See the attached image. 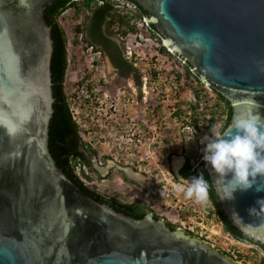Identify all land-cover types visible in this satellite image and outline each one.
Listing matches in <instances>:
<instances>
[{"label": "water", "instance_id": "water-1", "mask_svg": "<svg viewBox=\"0 0 264 264\" xmlns=\"http://www.w3.org/2000/svg\"><path fill=\"white\" fill-rule=\"evenodd\" d=\"M51 1L0 0V264H243L151 214L116 211L57 167L48 147L53 40L43 15ZM133 1L229 101L221 133L241 112L264 118V0ZM203 168L229 223L264 245V177L233 189L231 174L223 180L206 162Z\"/></svg>", "mask_w": 264, "mask_h": 264}, {"label": "rangeland", "instance_id": "rangeland-1", "mask_svg": "<svg viewBox=\"0 0 264 264\" xmlns=\"http://www.w3.org/2000/svg\"><path fill=\"white\" fill-rule=\"evenodd\" d=\"M83 14V8L81 10H78V8L77 10L69 9L59 18H61L60 26L64 30L66 42L70 41L68 51L70 61L67 63L65 72V84H63L64 93L69 103L72 104L74 99L75 106L79 108V115L85 116L87 112L88 114H93L94 119L85 117L80 121V132L90 146L96 147L98 154L101 155L99 160L105 163L102 166L101 164L95 166L102 174H104L107 169H109L110 173L106 176H99L95 171H90V178L94 181V184L90 186L97 189L100 193H106V191L109 193H116L115 195H119L122 199H125L123 195H127V190L129 191L130 187L127 185V182L121 181L119 169L110 167V165L112 164L111 162L120 165H125L126 163L132 164V159L136 158V166L138 167V164H142L145 166L144 169H146V175L138 173V175L142 177V181H144V177L147 178L151 176L152 178H158L163 185L160 191L163 196L159 198L141 193L140 188L136 187V195L148 201V203L152 205V209H154L160 217H164L170 223L176 225H181L180 223H182V225L186 227H191L189 231L192 236L205 241L222 253H229L230 257L234 260L238 255H241L242 258H240L239 262L243 264H260L259 254L251 252L245 247L233 244L229 237H227L220 220L216 217L209 202L206 204H198L192 199L185 198L183 193L177 191V188L182 182L180 181L181 183H178L171 178L164 169L167 167L168 162L173 163V166H175L180 158H182L179 155V153H181L179 147L183 137L186 138V146L189 148L190 143L195 140L200 143V147L204 150L206 147L204 137H211L212 135L211 131L206 132L203 128H184L187 122L191 123L192 121V117L189 116L191 112L189 111L187 113V101H190L193 97L191 87L188 85L191 79L181 80V85L183 87H176L174 83L171 84V81L174 82V76L171 75L172 73H169L171 68L176 67L174 57L166 59L164 56L157 55L151 58L155 53L152 48L145 46L140 49L138 47L136 48L134 42L126 43L130 46H134V50L141 54L138 59H131V67L137 69L142 79L141 90L138 92L137 83L136 89L134 85L133 71L125 72L121 75L123 77H118L113 74V70L109 68L106 59H103L99 54H94V50H90L89 45L85 46V42L82 38L79 39L77 32L79 31ZM116 28L117 24L115 23L113 29ZM123 31L125 33L124 29ZM115 33H117V31H115ZM115 36L116 38L118 37L117 35ZM128 39L131 40L129 37ZM162 51L163 50H161V52ZM161 52L160 54H162ZM134 56L136 57V54ZM154 66L159 67V74L156 75V78L152 76ZM75 79L78 82H86V80L90 79L89 82L95 84L93 88L95 89L97 101L100 103L98 111L97 108L95 111H91V109L88 111V109H86V102L79 96L81 95L80 88H75ZM129 83H131L132 86H129ZM203 87L209 89L206 85H203ZM135 91L136 96L134 94ZM69 97H72V99L69 100ZM104 100L106 104L108 103L106 107L103 106ZM111 103H113L116 110H113V107L110 106ZM106 111L114 117V122L111 121V118L107 120L104 119L103 114L106 113ZM177 111L178 113L176 114ZM125 114L133 116L134 119H136V124L133 125L131 119L128 120V123H124V119L122 120L120 115L123 116ZM134 127L136 128V133H143L146 135L147 142H150L151 147H154L153 153H150L149 156L146 154V149L142 145H140L139 150L135 153H132V145H129L130 149L119 150L112 148L113 145L117 147L119 145L122 147L123 145L122 143H117L121 141L114 139V135L117 133L119 134L120 131H129L131 129V131H134ZM221 127L222 120H219L212 129L221 132ZM116 130L118 132L113 135ZM193 130L194 137L192 136ZM176 143L179 144L176 146ZM110 148L112 149L108 153L112 155L114 160L110 158L109 161L106 159V154H103V151L107 152ZM168 148L174 149L172 151L173 155L165 159L166 153L169 151ZM203 152L204 151H201V153ZM181 155L183 156V154ZM159 156L162 162H158ZM102 157H104V159ZM147 158L150 160H146ZM152 158H154L158 162L157 164L160 168L163 169L159 176L157 175L158 169L153 171L151 167H148V161H151ZM76 171L78 174L80 173L79 170ZM162 172L166 174H162ZM112 186L116 187V191H111ZM131 189H135V187ZM156 199L157 201H155ZM175 209L179 211V215L176 214Z\"/></svg>", "mask_w": 264, "mask_h": 264}, {"label": "trees", "instance_id": "trees-1", "mask_svg": "<svg viewBox=\"0 0 264 264\" xmlns=\"http://www.w3.org/2000/svg\"><path fill=\"white\" fill-rule=\"evenodd\" d=\"M92 3V0H82L80 6L76 5L78 10H81L82 7H88ZM136 3V2H135ZM70 4H76V1L71 0H53L50 3L46 4L44 7V17L51 27V38L53 40V52L50 62L51 70V87L52 95L54 97L53 102V113L49 121V131H48V146L49 150L56 160L57 165L62 168L63 172L73 181L88 196L94 198L99 202H106L112 206L115 210L124 212L125 214L131 215L136 218H141L149 209L145 206L137 207L135 204H124L114 199L106 198L103 194H100L94 188H90L85 185L75 173L74 169L67 167V159L64 157L66 154L73 155V148L76 146V137L72 136L74 134L75 128L73 120L71 119V114L69 110V105L66 99L63 88V80L65 77L66 70V36L63 28L57 21L60 13L67 8ZM137 4V3H136ZM139 6V5H138ZM141 14L147 15L141 6H139ZM95 26L99 27L105 18H108V26L118 23L119 25H124L125 18L117 15L112 12L110 6L99 7L94 11ZM152 29L156 32V28L152 25ZM131 30H134L132 27ZM163 50V49H161ZM126 72L129 70L130 66L125 64ZM190 64L187 62L185 67V79L190 80V77L193 76L197 80L195 85H191V90L193 97L190 101H187V113L190 111V117H192L191 125L198 128H203L206 132H210L211 129L216 125L219 120H222L223 128L228 124L231 116V107L229 101L225 99L222 95L216 92L214 89H205L200 83L199 77L194 72L190 71ZM124 70V71H125ZM174 84L176 87H183L181 85V75L174 71ZM194 74V75H193ZM193 79V80H195ZM193 84V81L190 82ZM179 105V104H177ZM178 111L176 112V114ZM64 157L61 161L60 158ZM72 157V156H71ZM60 161V162H59ZM205 161L202 160L198 167L192 172L189 161H187L182 168V177L187 178L191 175L196 177L203 175L204 179L208 182V197L210 199L211 205L214 208V211L219 216V219L224 227V230L229 232L235 238L239 240H247L253 242L251 239L242 234L234 226H232L229 221L224 216L218 198L214 192L212 184L210 182L208 173L204 170L203 165ZM155 218H160L158 215H154ZM168 225L172 226V223L168 222ZM190 233V232H189ZM191 234V233H190ZM264 250V245L256 243ZM230 256L229 253H225ZM241 255H238L237 260H240ZM262 264H264V257L261 259Z\"/></svg>", "mask_w": 264, "mask_h": 264}, {"label": "flooded vegetation", "instance_id": "flooded-vegetation-1", "mask_svg": "<svg viewBox=\"0 0 264 264\" xmlns=\"http://www.w3.org/2000/svg\"><path fill=\"white\" fill-rule=\"evenodd\" d=\"M81 1L82 0L76 1V4H70L69 6H67V8L64 9L60 13V15L58 16V18H57L58 23L59 24L61 23L60 22L61 18H59V17L62 16V13L65 10H67V9H73V10L76 9L77 10V6L76 5L80 6ZM102 1H103L102 4H96V0H92V3H91L90 6L82 7L84 9V14H83V18H82V20L80 22V27H79V31L78 32L81 31V37L84 40L86 45L92 46V49L94 50V52H98L99 55L102 56L103 59H106L108 61L109 68H111L113 70V74L117 75L118 77H123L121 75L126 72L125 64H128L130 66V68H129V70L127 72H132V71L134 72V85H135V89H136V83H137V85H138L137 89H138V92H139L141 90V85H142V79L140 77V73L137 71V69H133V67H131L132 66L131 65L132 64V60L127 58L126 50L124 49V46L122 45L123 44L122 41L119 40L118 37L116 38V36H115V35L119 36V35L124 33V31H123V29L125 30L124 25H119L118 23H116L117 24V28L113 29L115 24H112V25L108 26V18H105L103 20L102 24L99 27L95 26L96 25L95 24V19L93 17L94 16V11L97 8H99V7L103 8V7L109 6L107 0H102ZM130 1H132V0H130ZM133 2H135V1H133ZM138 5L139 4L137 3V6ZM112 12L116 13L115 10H112ZM43 15H44V10H43ZM115 31H117V33H115ZM50 35H51V27H50ZM66 44H67V42H66ZM94 85L95 84L92 83V84L88 85V87H89V90H90V93H91V97H92V99H94L93 104H96V105H94L93 108H97L100 105V103H98V101H97V98H96V95H95V91H94L95 89L93 88ZM129 86H132V84L129 83ZM134 94L136 96V91L134 92ZM111 101H113V100H111ZM107 105H108V103L106 104V102L104 100L103 106L106 107ZM52 106H53V104H52ZM110 106L113 107V110H116L114 108L113 103H111ZM96 115H99V114H96ZM103 116H104L105 120H107L108 118H111V121H113V122L115 121V119H113L114 117L111 116L108 111H106V113H104ZM121 117H122V120L123 119L126 120V121L123 120L124 123H128V120L131 119L132 122L134 124H136V119H134V117L131 116L130 114H125L123 116L120 115V118ZM71 119L73 120L74 128H75L74 134L72 136L76 137V143L77 144H76L75 148H73L74 149V151H72L73 155L66 154V156H64L67 159V162H66L67 163V167L68 168L72 167L74 169L75 173H77L76 170H79L80 171L79 174L82 175V177H84V179L89 181V184H87V186H89L90 188H93L90 185L94 184V181H93V179L90 178L89 172L90 171H95L97 173V175H99V176H106V175L110 174L109 173V169H107L104 172V174H102L98 170V168L95 165H97V164L100 165L101 164V166H102L105 163H102V161L99 160L98 150L96 149V147L95 146L94 147L90 146V144H88L87 141L84 139V137L81 135L80 128H79L76 120L72 117V115H71ZM88 119H90V117H88ZM93 119H94V117H93ZM192 136L194 137V134H192ZM196 138H197V136H196ZM185 140H186V138L183 137V139L181 141V145L179 147L180 151H181V153H179V155L182 158H180L178 163L175 166H173V163L168 162L167 167L166 166H162V167H166V168H164L166 170V173L168 175H170L171 178L176 180L178 183L182 182L180 180L181 178H183L181 170H182V168L184 167V165H185V163L187 161H189V163H190L192 172L199 165V164H197L196 166L194 165V158H195V154L197 152V148H198V143L199 142L194 140L193 142L190 143V148H189L188 146H186ZM171 144H172V142H171ZM177 144H179V143H176V146H177ZM168 150L169 151L166 153L165 159H168V158L171 157V155H173L172 151L174 149L168 148ZM188 150H190V151H188ZM49 152H50V150H49ZM103 152H104L103 154H106L105 156H106L107 160L110 161V158L113 159L112 155H110L108 153V151L107 152L103 151ZM132 153H135V152H132ZM50 154H51V152H50ZM181 154H183V156ZM51 156H52V154H51ZM64 157L60 158V160L62 161L64 159ZM102 158L104 159V157H102ZM53 159H54V157H53ZM132 160H133L132 164L126 163L125 165H120L118 163L111 162L112 164L110 165V167H113V168L116 167L117 169H119V171L121 173L120 174L121 175V179H122L121 181L127 182V185L130 187L129 191L127 190V195H125V196L123 195V198H125V199H122L119 195H115L116 193L115 194L114 193H109L107 191H106V193H103V196L106 197V198L114 199V200L119 201V202L124 203V204H129V205L135 204V205H137V207L145 206L147 209H149V212H147L146 214H151L154 217V215L155 214L158 215V213H156L154 211V209H152V205L150 203H148V201H145L143 199V197H138V195H136V187L140 188V192L141 193H144V194L149 195V196H153L154 198H159V197L163 196L160 193L161 187L163 185L161 184V181L158 178H156V177L152 178L149 175H148L149 177H147V178L144 177V181H142L141 178H139V179L136 178V175H135L136 173H139L141 175H143V174L146 175L147 173H145L146 169H144L145 166H143L142 164H138V167L136 166V158H134ZM146 160H150V159L147 158ZM152 160H153V162H152ZM152 160L148 161L149 164L148 163H146V164H148V167H151L152 168L151 170H153V171L158 169L157 175L159 176L160 172L163 169L160 168V166L157 164V161L154 158H152ZM55 164L57 165L56 160H55ZM151 164H153V165H151ZM57 167L60 168L58 165H57ZM127 168H129V170H131L134 173L135 176H131L125 170ZM60 169L62 170V168H60ZM138 170H141L142 172L138 171ZM166 173L162 172V174H166ZM193 177H196V176L191 175V176H189L187 178H183V179L190 181ZM132 187H135V189H131ZM112 190L116 191V187L112 186L111 191ZM155 201H157V199ZM208 202L211 204L209 197H208ZM212 209L214 211L213 207H212ZM175 212H176L177 215H179V211H177L175 209ZM122 213H124V212H122ZM214 213H215L216 217L219 219V216L217 215V213L215 211H214ZM126 215H128V214H126ZM129 216H131V215H129ZM131 217H133V216H131ZM134 218H136V217H134ZM157 219L164 220L166 225H168L169 221L167 219H165L164 217H160V218H157ZM180 224L181 225H176V224L172 223L173 227H171L169 225L168 226L171 229H173V230L178 229V230L184 231L185 229L183 228L182 223H180ZM253 243L256 244L257 242H253ZM258 247L260 249H262L260 246H258ZM257 254H259V253H257ZM262 258L263 257L260 255V264H262V262H261ZM235 260L239 261L237 259H235Z\"/></svg>", "mask_w": 264, "mask_h": 264}, {"label": "clouds", "instance_id": "clouds-1", "mask_svg": "<svg viewBox=\"0 0 264 264\" xmlns=\"http://www.w3.org/2000/svg\"><path fill=\"white\" fill-rule=\"evenodd\" d=\"M254 107L258 109L260 105L256 103ZM211 133V137H204L206 147L203 160L211 166L216 177L224 180L231 174V180L227 183L233 184V189L239 187L241 190L251 188L257 177H264V118L258 111L249 110L238 114L226 133L214 129H211ZM77 175L83 182L81 178L84 177L78 173ZM180 180L182 184L177 191L183 193L185 198L192 199L198 204L208 202V182L202 174L190 181L183 178ZM257 190H260V187ZM258 204L260 210H264V201H258ZM249 212L253 214L255 210L250 209ZM184 229L187 234L191 233L190 229Z\"/></svg>", "mask_w": 264, "mask_h": 264}, {"label": "built area", "instance_id": "built-area-1", "mask_svg": "<svg viewBox=\"0 0 264 264\" xmlns=\"http://www.w3.org/2000/svg\"><path fill=\"white\" fill-rule=\"evenodd\" d=\"M74 1H79V0H74ZM108 5L111 7L112 10L116 11V14L124 17L125 18V23H124V28H125V33L121 34L118 36L119 40L122 41V45L124 46V49L126 50V56L128 59H138L140 57V53L138 51L134 50V46H130L126 43H135L136 48H140L142 49L143 47H149L152 48L155 53L151 56V58H154L155 56L159 55V56H164L167 58L170 57H174V61H175V66L170 69L169 73H173L174 71H176L177 73H180L181 75V80H186L185 79V67L187 66V63L182 60L178 55H176L167 45L166 43L163 41L161 35L159 33H157L154 29H152V27L150 26V24L148 23V21L146 20L144 14L140 13L139 7L133 3L130 0H107ZM103 1L102 0H96V4H102ZM69 9L65 10L62 15L64 13H66ZM134 28V30H131V28ZM77 34L79 35V39H81V31L77 32ZM131 38V40L128 39ZM69 43L70 41H67L66 44V60L67 63H69L70 61V56L68 55V51H69ZM86 46V44H85ZM90 50L92 49V46L89 45ZM161 49H163V51L161 52ZM142 51V50H141ZM160 52L162 54H160ZM94 54H99L98 52H94ZM136 54V57L134 56ZM66 68H67V64H66ZM175 68V69H174ZM159 67L154 66L153 67V74L152 76H154L153 78H156V75L159 74ZM190 71L193 73L192 69L190 68ZM66 72V70H65ZM173 75V74H171ZM194 75V74H193ZM191 81H193V84H190L189 82V87H191V85H195L197 82V80L195 79V77L193 78V76L190 77ZM195 79V80H193ZM90 80V79H89ZM89 80H86V82L84 81H74V84L76 83L75 88L79 87L80 89V93L81 95H79L80 97H82L84 99V101L86 102V109H91V111H95L96 108H93L94 105L93 101L94 99H92L91 97V93L89 92V87L88 85L91 84V82H89ZM200 80V79H199ZM78 82V83H77ZM173 82L171 81V84ZM200 83L202 85H205L201 80ZM63 84H65V79ZM208 87V86H207ZM209 88V87H208ZM210 89V88H209ZM67 99V96H66ZM69 100L72 99V97L68 98ZM68 102V100H67ZM74 99L72 101V104L68 102L69 105V110L70 113L72 115V117L76 120L79 128L81 127V123L80 121L83 120V118H87L90 117V119H93V114H87L85 116H81L79 115V111H78V107L75 106L74 104ZM97 111H98V107H97ZM134 125V123H133ZM190 128V129H195L196 126L191 125L190 123H186V125L184 126V128ZM134 131H120L119 134L117 133L116 135H114L116 132H118L117 130L113 133V137L114 139L120 140L121 142H117V143H122V147L119 145L118 147L116 145H113L112 148L114 149H130L129 145H132V152H136L139 150L140 145L144 146L145 152H147L146 154L149 156L150 153H153V148L151 147L150 142H147V137L146 135H144L143 133H136V128L134 127ZM110 135V134H109ZM122 138V139H121ZM125 144V145H124ZM110 148L108 150V152L112 149ZM202 148L200 147V143H198V148H197V152L195 154V158H194V165L196 166L197 164H199L202 160H203V155L204 152L201 153ZM145 155V156H147ZM101 155L98 154V157H100ZM144 156V157H145ZM143 157V158H144ZM158 162H162L161 157H158ZM157 162V163H158ZM83 180V182L85 184H89V181H87L84 178H81ZM100 193V192H99ZM103 194V193H100ZM183 228H187L190 229L191 227H186L185 225H182ZM227 234V237H229V239L233 242V244L237 245V246H242L245 247L247 250H250L251 252H255V253H259L262 257H264V250L260 249L258 247V245L247 241V240H239L237 238H235L233 235H231L229 232H225Z\"/></svg>", "mask_w": 264, "mask_h": 264}, {"label": "bare ground", "instance_id": "bare-ground-1", "mask_svg": "<svg viewBox=\"0 0 264 264\" xmlns=\"http://www.w3.org/2000/svg\"><path fill=\"white\" fill-rule=\"evenodd\" d=\"M177 164V163H176ZM131 176H135L136 175V178H142L140 175H138V173H136L135 175H134V173L131 171V170H129V169H125ZM142 180V179H141Z\"/></svg>", "mask_w": 264, "mask_h": 264}]
</instances>
